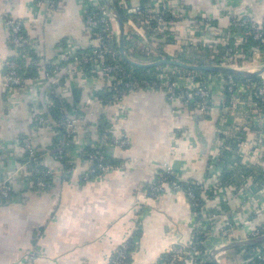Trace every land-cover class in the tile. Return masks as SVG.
<instances>
[{
  "label": "crops",
  "instance_id": "0c3cea01",
  "mask_svg": "<svg viewBox=\"0 0 264 264\" xmlns=\"http://www.w3.org/2000/svg\"><path fill=\"white\" fill-rule=\"evenodd\" d=\"M128 1L130 6L141 2ZM162 1L167 6L179 5L190 18L175 20L161 37L146 35L129 15L122 21L123 39L125 35L136 49L146 47L154 55L160 54L159 50L169 55L158 59L182 61L178 55L190 59V43L205 46L212 30L226 32L231 14L264 19V0ZM98 2L112 11L107 2L113 5V0ZM88 3L59 0L54 10L47 11L37 0H0V76L5 61L15 54L7 42L2 21L5 13L22 19L25 33L37 43L39 57L51 62L65 45L86 47L96 42L84 21ZM114 30L119 45L116 19ZM201 52L209 56V51ZM242 60L226 61L224 66L249 71L264 66L263 53ZM158 66H163L159 71L168 68L183 74L169 64ZM196 74L210 77L213 87L214 102L207 112L169 101L157 88H140L117 102L111 98L102 103L95 92L108 85L105 78L99 73L75 72L69 83L55 86L67 102L72 101L74 90L78 93L81 120L67 144L62 142L49 111L52 84L38 80L17 88L9 102L0 80V176L8 179L11 189L7 200L0 199V264H108L125 241L132 243L128 264H161L160 258L170 246L190 240L195 222L192 206L182 191L166 188L156 195L147 193L164 163L181 179L198 184L204 207L218 212L220 220L236 217L238 221L227 242L222 241L217 227L213 229L205 243L208 260L242 264L244 260L234 251L240 246L216 249L248 239V230L264 222V194L258 191L264 181L248 174L250 170L257 174L264 170V145L256 156L255 146L249 145L264 131V120L254 118L244 97L235 105L222 103L218 76L226 73ZM257 75L264 80V69ZM36 111L45 116L47 127L36 125ZM104 121L108 134L124 137L126 145L101 141L99 123ZM22 137L34 147V161L52 172L48 186H33L30 176L20 168V159L26 156ZM91 143L119 167L102 175L88 173L90 161L85 149ZM60 147L64 150L62 159L54 154ZM216 153L221 159H213ZM65 163L70 164L68 174L62 172ZM214 181L221 184L219 198L211 192Z\"/></svg>",
  "mask_w": 264,
  "mask_h": 264
},
{
  "label": "built area",
  "instance_id": "2783aa9c",
  "mask_svg": "<svg viewBox=\"0 0 264 264\" xmlns=\"http://www.w3.org/2000/svg\"><path fill=\"white\" fill-rule=\"evenodd\" d=\"M59 0H37V4L44 5L47 11H52L56 8ZM129 1H125L128 3ZM89 9L96 10L99 16L96 18L93 12L88 11ZM169 8V9H168ZM166 9L167 13L171 17H167L163 13ZM140 10V5L136 4L130 7L131 13H136ZM150 15H147L148 19H152L155 22L154 34L163 33L168 30L170 24L174 23L175 20H186L190 16L182 10L179 5H164L162 0H153L150 4L149 10ZM85 25L90 32L91 37L95 40V43L89 44L92 51L90 54L82 53L79 58L63 63L69 57H72L76 50L79 48L77 45L63 46L58 52L57 59L49 62L44 61L39 57L37 43L30 39L23 29L22 19L12 16L11 14L5 13L2 16V21L7 32V42L10 47L15 51V54L5 61L4 69L2 70L0 80L8 101L12 99L13 90L28 85L29 83H36L38 80L47 81L51 88V100L49 105L58 104L60 115L55 119L57 128L61 131L63 140L62 142L67 144L71 141L78 130L81 115L74 108L69 109L64 104V98L60 94L59 90H56L55 86L66 85L69 83L75 72H83V66L85 63L91 62L93 65V72L101 74L107 82V86H114L117 88L119 73L123 74L125 71L116 61L115 52L111 48L100 43L102 38L101 32H97L95 29L99 22L101 23V31L105 36H109L112 33L111 28V17L112 11L106 6L101 5L98 0H89L88 7L84 13ZM206 26H210L206 23ZM211 39L208 42H212L211 52L209 56L213 57L217 52L215 44H225L230 38L234 40V46H239L240 43L245 42L248 35L255 40L264 43V19L256 20L249 16L238 17L234 14L230 15L229 28L226 32L219 30H212ZM204 40V37H200ZM191 40V39H190ZM87 47V46H86ZM251 55L258 56L262 54V50L256 45L253 49L251 48ZM246 50H233L228 48L227 52L220 56L221 64L225 65L226 61L236 62V59L241 55L245 56ZM110 54L111 63L105 61V55ZM34 70V74H30V71ZM219 77V93L222 95V103H230L235 105L240 102V98L244 97L245 101L253 112V116L257 120H264V80L263 82L254 81L250 78L235 79L232 74H220ZM140 85L135 79H129L124 83V89H117L113 94L112 99L114 102L121 100V98L131 91L140 88H157L161 89L167 100L179 101L182 105H194V108L201 112H207L212 103L214 102L212 85L210 77H203L196 73L190 74H174L170 69L166 68L155 73V77L151 81H142ZM55 84V85H54ZM54 85V86H53ZM34 112V111H33ZM33 119L38 127L45 128L48 126L45 116L40 112L33 114ZM101 141L106 143L110 141L112 144L124 146L127 141L124 137H109L106 134H102ZM21 145L24 152L28 157L35 158L34 147L27 137L21 138ZM242 145V142L240 143ZM247 142L243 141V145ZM249 145L255 146L254 155L261 151L264 145V131L259 132L256 138H253ZM90 150L85 151L87 158L90 161V167L88 173L93 175H102L111 169L118 168V163L111 159L107 161L100 150L95 144H88ZM54 154L62 159L64 157V150L62 147L56 149ZM219 153L213 156V159L217 158ZM253 155V156H254ZM249 158V157H248ZM253 162H257L254 158ZM39 164V163H38ZM263 167H264V163ZM20 168L24 169V172L31 177L35 172L37 173V167L28 166L25 163L20 165ZM71 171L70 165L64 166L62 172L68 174ZM44 176L51 175L52 172L45 168L41 170ZM87 173L86 176L89 174ZM173 175L172 179L169 176ZM213 176H217L218 173H213ZM42 175L36 176L31 179L33 186L42 188L46 187V181ZM181 177L178 173L174 172L170 165L162 164L160 170H158L155 181L149 185L147 193L156 195L166 188L182 191L192 206L198 205V198L193 189L194 183L190 182L183 188L179 183ZM217 181L211 183V189L215 197L219 198L222 196L219 192ZM258 191L264 194V184ZM11 189L8 183V179L0 176V199L7 200L10 197ZM249 195V193L247 194ZM194 212V211H193ZM199 217H195L193 233L190 240L187 243H177L180 247H176V243L170 246L168 251L170 252L166 261L163 264H175L179 260H183L184 264H207L208 252L205 249H201L199 245L198 235L203 232L206 235V239L202 243H206L209 240L210 235L215 227L219 230V236L222 241H229L232 238V234L238 223L236 217L227 218L224 221L219 219V214L213 209L202 207L198 213ZM194 216H196L194 212ZM209 226L208 230L206 226ZM205 230V231H204ZM264 235V222L256 224L254 227L248 230L246 238H253ZM264 244V240L262 241ZM131 247L128 241L122 242L117 247L116 251L111 255L108 260V264H128L126 259L130 256ZM33 256V255H32ZM253 257L257 258L264 264V250H255ZM242 264H258L254 260L243 261Z\"/></svg>",
  "mask_w": 264,
  "mask_h": 264
},
{
  "label": "trees",
  "instance_id": "16d2710c",
  "mask_svg": "<svg viewBox=\"0 0 264 264\" xmlns=\"http://www.w3.org/2000/svg\"><path fill=\"white\" fill-rule=\"evenodd\" d=\"M125 1L127 0H113L112 4L113 6L116 8L120 18L122 19V21L125 20V17L128 15L132 18L133 22L140 28L144 31V33L146 35H150V34H154V27H155V22L152 20V19H148L147 18V15H150V12L148 11L149 10V7H150V4L153 2V0H140V10L136 13H131V11H129L130 9V3H125ZM88 11H91L94 13V15L96 16V18L99 16V14L97 13L96 10H93V9H89L88 8ZM129 13V14H128ZM163 13L166 14L167 17H171L169 13H167V10L164 9L163 10ZM97 32H101V40H100V43L102 45H105L107 46L108 48H111L112 51L115 52V58H116V61L120 64V66L124 69V73L118 75V79L120 80L118 83H117V88H115L114 86L112 87H109V86H106L98 91L95 92V95L97 96V99L102 102V103H106L108 102L113 94L116 92L115 90L121 88V89H124L125 86H124V83L127 82L129 79H135L138 83H140V85L143 84L142 81H151L154 79L155 77V73L157 71H159L160 68H162L163 66H152V67H143V66H136L134 64H131L129 63L128 61H126L125 59L122 58L120 52H119V45H118V41H117V35L115 33H111L108 37L105 36V34L101 31V23L99 22L98 26L93 29ZM166 31H164L163 33H159V34H156L157 37H161L165 34ZM93 38H95L94 36H92ZM168 40H172L171 37H167ZM166 38V39H167ZM214 44L212 42H209V44L203 46V44L201 43H197V44H191L190 43V59L188 57H184L183 55H178L176 58L177 59H180L184 62H189V63H195V64H206V63H220V58L219 56L223 55L225 52H227L228 48H231L232 51L233 50H240V49H245L246 50V53H245V56H239L237 58V62L240 63L242 62V57L243 58H250L252 55L251 53V48L253 49L256 45H258V47L262 50V53H263V56H264V43L261 42V41H258V40H255L251 37V35H248L245 42L243 43H240L239 46L235 47L234 46V40L232 38H230L228 40L227 43L225 44H222V43H218V44H215V47H217V50L218 52L213 56V57H209V56H206L203 54V52H201V49H204L206 51H210L212 50V47ZM123 46H124V50H125V53L127 55V57L129 59H131L132 61H136V62H141V63H145V62H148V61H151V60H155V59H158L160 57H168L169 55H167L165 52H163L162 50L158 51L160 52V54L158 55H154L152 54L151 52H149L146 47L144 49H136L135 47V44H133V42L127 38L125 35H124V39H123ZM192 47H194V50H192ZM199 49H200V52L199 53ZM92 51V48L91 46H87V47H79L75 54L72 56V57H69L67 60H64L63 63H67L69 61H72L74 60V56L75 58H79V56L82 54V53H85V54H90ZM191 52H193L191 54ZM203 54V55H202ZM105 61L108 62V63H111L112 60H111V56L110 54H107L105 55L104 57ZM83 66V71L88 74V75H92V74H95L93 72V65L91 62H88V63H85ZM172 68L176 69V71H178V73H183V74H186V73H200V74H212V73H215L213 71H206V70H190V69H183V68H177V67H174L173 65L171 66ZM34 70L30 71V74H34ZM232 76L237 80V79H244V78H250L254 81H258V82H263V80L261 79V77L257 74H254V75H250V76H240V75H235V74H232ZM78 93L77 91L74 90V92L72 93V101L71 102H67V101H63L65 106L69 109H72L74 108L77 112V103H78ZM191 107H194V105H192L190 103ZM50 113L52 114V116L56 119L58 118V116L60 115L59 113V108H58V104H54V105H51L50 106V109H49ZM107 126V124L104 122L102 123H99V127H101V130L100 132H102L103 134H106L108 135V138L111 137L109 134H108V131L105 129ZM61 132V131H60ZM62 135V133H61ZM86 151L90 150L89 147H86L85 149ZM221 155H218L217 156V160L218 158L221 159L220 157ZM105 160L107 161H110L111 158H106L104 157ZM219 159V160H220ZM21 162L22 163H25L27 164V167L28 166H35L37 167V173L35 172L34 174L31 175V179H34L36 176L38 175H42L44 176L42 173H41V170H44L46 167L44 165H41V164H38L36 161H34V159H32V157H28L27 155L22 157L21 159ZM36 164H35V163ZM70 164L68 163H65V166H69ZM248 174H253L255 177H257L258 179H263L264 181V170H260V172L257 174V173H253L251 170L248 172ZM225 175V174H224ZM227 175V174H226ZM173 175L169 176V178H173L172 177ZM51 175H47V176H44L43 179L46 181V186H48L51 182ZM190 180H184V179H181L179 181V183L182 185L183 188H186V186L188 184H190ZM225 184V182H222V184ZM219 185H221L219 183ZM149 188V187H148ZM193 189L197 195V198H198V205H195V206H192V209L193 211L195 212L196 214V218L199 217V212L201 210V208L204 206V201L200 195V188L198 187V184L194 183V186H193ZM211 191V190H210ZM212 192V191H211ZM209 195V193H207ZM212 194V193H211ZM229 219V217H228ZM209 229V226L207 225L206 226V229L205 230H208ZM204 230V231H205ZM206 235L205 233L201 232L199 235H198V240H199V247L201 249H205L206 246L204 243H202V241H204L206 239ZM129 244H132L131 241L129 242ZM176 247H180V244H175ZM259 249V250H264V244L262 242H258V243H255V244H250V245H246V246H240V247H236L234 248V251L239 253L240 255V258L243 259L244 261H248L250 262L251 260H254L255 263H258V264H262V262L260 260H258L256 257L254 258L253 255L255 253V250L256 249ZM170 252L167 250L163 255L162 257L160 258V263L163 264L167 257L169 256ZM126 262L129 263V257L126 259ZM175 264H184V261L182 260H179L177 261ZM207 264H216L214 261H208Z\"/></svg>",
  "mask_w": 264,
  "mask_h": 264
},
{
  "label": "water",
  "instance_id": "95a60500",
  "mask_svg": "<svg viewBox=\"0 0 264 264\" xmlns=\"http://www.w3.org/2000/svg\"><path fill=\"white\" fill-rule=\"evenodd\" d=\"M108 6L112 9V12L114 13V18L118 22V36H119V52L122 56L123 59L128 61L131 64H134L136 66H143V67H150V66H158V65H174L183 69H190V70H206V71H214V72H224V73H231L235 75H240V76H250L257 74L261 69H264V66L256 71H249V70H243V69H237L234 67H229V66H224V65H217V64H192V63H185L176 59H157L155 61H151L148 63H141V62H136L132 61L129 59L125 53L124 46H123V34H124V26L122 23V20L116 10V8L113 5H110L107 2ZM264 240V235L258 236V237H253V238H248V239H243V240H238V241H232L229 242L225 245H222L220 247H217L216 252L222 249H226L232 246H241V245H247V244H255L258 242H261Z\"/></svg>",
  "mask_w": 264,
  "mask_h": 264
},
{
  "label": "rangeland",
  "instance_id": "374dc122",
  "mask_svg": "<svg viewBox=\"0 0 264 264\" xmlns=\"http://www.w3.org/2000/svg\"><path fill=\"white\" fill-rule=\"evenodd\" d=\"M111 17V28H112V33H115V30H114V16L113 15H110ZM253 57V56H252Z\"/></svg>",
  "mask_w": 264,
  "mask_h": 264
}]
</instances>
